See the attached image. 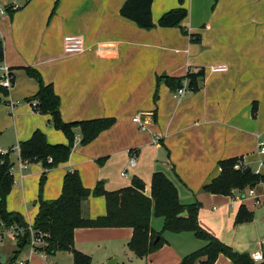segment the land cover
<instances>
[{"label":"crops","instance_id":"obj_1","mask_svg":"<svg viewBox=\"0 0 264 264\" xmlns=\"http://www.w3.org/2000/svg\"><path fill=\"white\" fill-rule=\"evenodd\" d=\"M125 1L0 0V7L14 3L18 7L0 15V67L9 69L14 78L7 95L0 93V149L9 151L12 164L6 210L19 213L32 225L38 197L57 199L64 176L73 172L90 191L101 184L102 191L114 192L138 179L150 197L152 176L159 172L174 184L181 204L200 203L198 221L204 229L235 251L250 255L259 249L264 236V211L257 213L264 205L255 207L251 200L231 202L228 196L205 192L203 186L219 175V161L236 158L252 167L257 160L256 137L264 138V0H183L182 4L152 0L154 27L149 30L120 15ZM179 7L187 11L180 27L157 25L163 14ZM189 34L198 36L199 42H192ZM67 35L83 39L82 53L64 52ZM215 65H224L226 71L211 72ZM26 67L52 85L60 99L63 122L113 119L109 128L84 145L75 128L68 160L49 170L39 161H23L19 156L20 143L35 131L49 145L68 142L52 127L50 116L36 112L33 102L27 101L37 93L38 83L26 75ZM200 70L197 89L188 88L184 80L180 87L184 95L178 101L172 97L176 90L159 78H183ZM131 152L136 155L133 168L128 167ZM123 171L127 177L121 176ZM240 206L251 213V219L234 224ZM83 211L90 219L104 216V196L90 195ZM159 222L163 225L162 218L151 217L153 231ZM15 231L10 228L6 244L0 245L2 263L17 252ZM170 234L174 239H165L158 251L132 258L141 264H179L205 244L192 233ZM97 236H114L128 243L132 229L74 230L73 249L89 256L91 264L105 242ZM113 255L108 251L104 261ZM119 259L111 261L117 264ZM20 262L73 264L71 252L46 256L30 247L17 252L13 264ZM215 264L231 262L220 255Z\"/></svg>","mask_w":264,"mask_h":264},{"label":"trees","instance_id":"obj_2","mask_svg":"<svg viewBox=\"0 0 264 264\" xmlns=\"http://www.w3.org/2000/svg\"><path fill=\"white\" fill-rule=\"evenodd\" d=\"M151 3L152 0H126L120 9V15L134 22L139 28L149 30L154 27L151 19ZM179 3L182 4L183 0H179ZM14 11L7 9V12ZM186 15L187 11L183 7L172 9L160 17L157 25L180 27ZM184 32L187 34L186 31ZM189 36L192 42H199L198 36L191 34ZM2 49L0 42V61L3 55ZM24 71L38 83L37 93L27 101L35 102L33 109L36 112L50 116L49 121L52 127L61 131L68 142L66 145H49L45 136L40 131H35L29 140L19 145L21 160L39 161L44 170L55 168L68 160L75 138V128H79L81 144L84 145L90 143L101 131L113 124V119L110 118L63 122L60 116V99L54 93L52 85L45 84L40 74L33 68L26 67ZM202 74L200 70L197 73L188 72L183 78L174 79L166 76L159 78L164 80L173 91L178 90L184 80L188 81V88L196 90ZM0 93L7 95L8 90L0 86ZM48 159H51V162H48ZM236 162V158L219 161V175L203 186V190L213 195L229 196L234 189L254 186L258 178L250 172L244 174L242 171L234 170L233 165ZM11 167L8 156L0 158V223L5 228L15 227L18 231L20 229L22 233L20 240L23 235L26 236L25 245L17 248L19 252L29 243V231L27 223L19 213L6 210V197L12 187ZM44 177L45 172L41 176L40 186ZM90 195L104 196L106 207L104 216L96 219L85 216L83 203ZM38 201V212L31 225L36 234L42 235L43 245L37 250L46 256H52L57 252H71L73 264H91L89 256L73 249V234L78 228H130L132 236L127 243V248L137 258H145L158 251L164 245V240L161 233L151 229L152 216L163 219L164 231L176 234L192 233L195 238L205 242L203 247L183 257L179 264H215L220 255L226 257L231 264H256L249 254L235 251L204 229L198 221L200 203L181 204L174 184L159 172L152 176L150 197L144 194V185L138 179H133L131 186L118 191H102L101 184L90 191L82 186L78 174L73 172L64 176L61 194L57 199L44 201L39 196ZM250 219L251 213L240 206L234 218V224L247 222ZM17 252L5 263L0 262V264H13L16 261Z\"/></svg>","mask_w":264,"mask_h":264},{"label":"built area","instance_id":"obj_3","mask_svg":"<svg viewBox=\"0 0 264 264\" xmlns=\"http://www.w3.org/2000/svg\"><path fill=\"white\" fill-rule=\"evenodd\" d=\"M18 7L15 4L7 5L0 7V15H4L7 13V9L12 11L16 10ZM63 50L66 54H80L84 51V42L80 36L67 35L63 38ZM99 47H97L96 51L99 52ZM210 71L213 73L216 72H224L226 71V67L224 65H215L210 67ZM0 86L9 90L12 85L13 76L9 69L6 67H0ZM184 95V88H179L176 90L172 97L174 100L178 101ZM32 107L35 106L33 102ZM133 122H139L138 117H134ZM256 156L257 160L255 161L252 167H249V172L258 178L257 183L254 186L246 187L245 189H234L231 191L230 198L231 202H243L245 200H251L253 206L257 207L259 205H264V138L261 135H257L256 137ZM9 151L0 149V158H4L8 156ZM48 162H51V159H48ZM136 164V155L131 152L129 154V163L128 167H135ZM247 164L242 163L241 161H237L233 165V169L236 171H243L247 168ZM12 173V169H10ZM122 177H127V172L123 171L121 173ZM12 231H15L11 228ZM29 231V243L31 251L39 252V249L43 245V240L41 239V234H36V232L32 229L31 225L28 226ZM16 233V231H15ZM18 235V233H16ZM251 260L256 263L264 262V236L260 240V247L258 250L252 252L250 254ZM19 264H24L20 262Z\"/></svg>","mask_w":264,"mask_h":264},{"label":"rangeland","instance_id":"obj_4","mask_svg":"<svg viewBox=\"0 0 264 264\" xmlns=\"http://www.w3.org/2000/svg\"><path fill=\"white\" fill-rule=\"evenodd\" d=\"M130 172H132L131 169L128 170V173H130ZM228 199L230 200L229 197H228ZM214 205L219 206V204H214ZM257 209H258L257 210V213H259L261 211H264V207H259ZM209 210H211V206L209 207ZM8 230H10V229L9 228H5L0 223V234H2V236H3V238L0 237V245L1 246H3L4 244H6V242H7L6 232ZM154 230H155V232L161 233V236H162L163 240H165V239H167L169 237L172 238V236H171L172 234H170L171 232H168V231H164L163 230L162 222H159V224H156L155 227H154ZM258 232H260V230ZM21 234L22 233H20V234L18 233V235H17V238H18L17 239V242L18 243L20 241V235ZM262 234H263V232L260 234V237L262 236ZM188 235H190V234L188 233ZM97 237L100 238V241H105V242L103 243V245L100 246V248L98 249L97 254H94V257H93L94 258L93 259L94 264H108V262H110L114 258H120L119 259V262L117 264H138V263L141 264V262H139V260H137L136 258H132V257H135V256H134L133 252H131L127 248V242L124 243V242H121V241H117L114 236H97ZM192 237H194V235ZM93 238H95V237H92V239ZM172 239H174V238H172ZM177 241H181V240H177ZM179 245H180V247L185 246L184 243H180ZM23 249L24 250H27V249H29V246H25ZM108 251L115 252V255H113V257H111L109 260L104 261V257L106 256V253ZM55 257L52 258L53 261H55V259H54ZM0 259L3 260V257L1 255H0ZM133 259H135V260H133Z\"/></svg>","mask_w":264,"mask_h":264},{"label":"water","instance_id":"obj_5","mask_svg":"<svg viewBox=\"0 0 264 264\" xmlns=\"http://www.w3.org/2000/svg\"><path fill=\"white\" fill-rule=\"evenodd\" d=\"M250 170H249V167H247V168H245L242 172L244 173V174H246V173H248ZM157 240V239H156ZM25 242H26V236L25 235H23L22 237H21V240H20V242L18 243V248H22L24 245H25ZM113 262L114 261H111L109 264H113Z\"/></svg>","mask_w":264,"mask_h":264}]
</instances>
